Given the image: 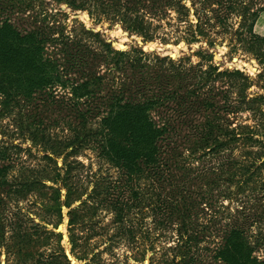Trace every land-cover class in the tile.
I'll return each mask as SVG.
<instances>
[{"label":"trees","instance_id":"obj_1","mask_svg":"<svg viewBox=\"0 0 264 264\" xmlns=\"http://www.w3.org/2000/svg\"><path fill=\"white\" fill-rule=\"evenodd\" d=\"M22 1L0 0V32L15 33L14 39L0 34V116L8 117L0 129L29 140L23 146L0 138L6 264L66 259L56 231L64 208L70 253L82 264H104L102 252L118 257L119 240L130 249L120 257L134 264H143L147 251L148 264H204L207 253L223 264H264L251 256L264 246V180L250 184L264 172V94L251 92L257 83L249 74L220 69L209 51L228 38L231 50L264 66V35L253 30L264 5L46 0L47 11ZM63 3L95 20L119 22L143 41L167 42L176 33L195 45L190 54L201 61L115 49L60 10ZM171 12L180 29L160 34V21ZM19 13L28 25L23 35L11 18ZM21 61L26 65L19 68ZM258 78L264 82V69ZM240 116L245 123L235 124ZM85 150L118 172L93 170L78 159ZM242 192L251 211L222 203ZM5 195L14 200L9 216ZM19 195L32 197L23 211ZM103 210L113 214L109 224L96 217ZM96 235L101 239L93 240ZM37 242L45 246L41 257L30 253ZM101 242L106 246L96 251Z\"/></svg>","mask_w":264,"mask_h":264},{"label":"rangeland","instance_id":"obj_2","mask_svg":"<svg viewBox=\"0 0 264 264\" xmlns=\"http://www.w3.org/2000/svg\"><path fill=\"white\" fill-rule=\"evenodd\" d=\"M36 1V4L39 5L38 9H43V10H47L46 6L44 5V2L46 0H34ZM50 2V0H47ZM21 4L23 3L22 0H20ZM26 2V1H25ZM187 5L191 4V0H186ZM257 5L262 6L264 5V0H256ZM50 7V6H49ZM52 8H54V10H58V6L57 5H53ZM60 10H64L66 11L69 15L70 18L73 19H77L79 20L84 26L85 29L91 30L93 32H99L102 34V37L110 42L112 44V46L115 49H122V50H129L132 47L134 48H141L143 50H147V51H155L161 55H167L172 59H179L180 57H187L188 59H190L192 57V61L193 62H200L201 58L199 55H193L191 56V52L195 50V45H189L188 43H186L182 38L176 36V33H172L169 36L171 37V39L167 42L161 41L159 39L156 40H146L143 41L141 39L140 36H138L137 34H130L128 31L124 30L121 26V24L119 22H114L112 24H110V22L104 20V19H100V20H95L94 18H91L90 15L88 14V12L86 10H76V11H71V9L69 7H67L66 4H61V9ZM48 11V10H47ZM74 14H78V17H74ZM87 15L89 16V19L87 18ZM6 16V15H4ZM12 21L14 23H16L17 27H18V31L19 33H21L23 35V32L25 33V29L27 28V22L26 20L23 19L21 13H19L18 15H14V17H11ZM66 23V21H64ZM235 22V21H234ZM161 27L157 28V31H159L160 34H165V32H169L171 29L174 30L175 28L178 30L180 29V25L176 22V20L174 19V13L171 12L169 15H167V17L165 19H163L162 21H160ZM67 25L69 27H75V28H79V25H73V23L69 22L67 23ZM3 27V24L0 23V28ZM238 28L237 27V23L235 22L233 25V28ZM24 30V31H23ZM254 33L259 35V36H263L264 35V12H259L256 22L254 24L253 27ZM7 31V32H6ZM5 32V33H4ZM3 34L5 37H9L11 39L15 38V33L10 30H7L5 28L1 29L0 34ZM20 34V35H21ZM169 34V33H168ZM165 36V35H163ZM20 38V37H19ZM184 43L183 45H181V43ZM166 44H172L173 45V51L175 52L176 50V56L175 57H171L170 54V50L168 51H162L161 48L163 46H165ZM228 38H225V40L221 43V44H216L214 47L209 48V51L211 52L212 55V61L216 64H218L220 66V69H240L241 71L249 74L250 76H252L257 84H253L251 89V92L253 93H259V94H264V89H262L260 87V85L264 84L263 80L258 78V74H260V72H262V70L264 69V66L260 65L255 58H253L251 56L250 53L248 52H244L241 49H237V50H231L230 47L228 46ZM151 46V47H150ZM155 46V47H154ZM158 46V47H157ZM150 48H154V50H151ZM158 48V49H157ZM240 48V47H239ZM217 50V53L219 54V58L218 60H214L213 59V52ZM236 59L235 61H233V59ZM18 67L21 68L23 66L26 65L25 62H19L18 63ZM1 90H0V107L1 104L3 102V97L1 95ZM243 117L240 116L237 121H235V124L238 123H245L242 122L241 119ZM3 122V123H2ZM4 123H8V117L7 116H0V125L3 126ZM4 128V126H3ZM53 128V127H51ZM57 132H60L59 127L58 129H56ZM0 138H2L3 140H14L17 143H21V145L26 146L29 143V140L25 141V143L23 142V140L21 138H19L16 135H12L7 137V135H2L1 133V129H0ZM85 155H80L78 156V159L81 160L82 162H84L85 164L91 163L93 170L101 169L102 171H104L107 175H111L114 176L118 171L114 166H111L110 164H106L105 162L100 161V159L95 156V153L91 152L90 150H85ZM234 155L235 156H239L240 155V150H234ZM264 158V157H263ZM264 180V172H261L259 175H257L256 177H254V181L255 182H250V184H254L256 186H258V184L262 183ZM64 193V190L62 191ZM245 192L240 193V195H238V197L234 198V202H228L227 200L223 201L222 203L225 205H228L231 209H235L238 208L240 209L242 206H245L249 211H251V208L248 207L247 205V197H246ZM4 198L6 199V201L8 202L7 205V211L5 213V215H8L13 211V199H9V195H5ZM31 199L32 197H29V195L23 197L21 195H19L17 197L18 199V206L22 208V211L28 206V199ZM244 202V203H243ZM79 202H76V204H78ZM241 203H243V205H241ZM12 205V206H11ZM68 208H64L63 209V222L62 224L56 229V231L61 232L62 234V239H61V244L64 248V253L66 254V259H61L57 264H82L83 261L78 260L77 258H75L71 253H70V244L68 241V235H67V221H68V217H67V212ZM103 210V211H98L96 214L98 217L99 215L101 216L100 219V224H109L113 214L110 212ZM255 226V225H254ZM254 228V227H253ZM101 237L96 235L93 237V240H100ZM5 244H0V264H6V259L8 257V255H6L5 251ZM159 244L156 243V246H158ZM106 246L105 243H99L98 248L95 249L97 250H102L104 247ZM45 246H42L40 243H35L33 244V246L30 249V253H32V255H34L35 257H41L43 255L42 251L44 250ZM26 250V249H25ZM129 251V247H126L124 241H120L119 243L115 246L114 248V252L115 254L118 255V257H113L110 256L107 252H102L101 253V258H102V262L104 264H134V261L132 259L126 261L125 259H123L122 257H120V255L124 254V251ZM151 252L147 251L146 255H145V260L143 261V264H148V257L150 256ZM253 258H255L256 260H264V246H260L259 249L255 250L252 255ZM204 264H223L220 261H216L214 259H212L210 257V255L207 253L206 257L203 258ZM25 264H34L32 262V259L29 258L28 260H26Z\"/></svg>","mask_w":264,"mask_h":264},{"label":"water","instance_id":"obj_3","mask_svg":"<svg viewBox=\"0 0 264 264\" xmlns=\"http://www.w3.org/2000/svg\"><path fill=\"white\" fill-rule=\"evenodd\" d=\"M78 14H74V17H78ZM87 18L89 19V16L87 15ZM184 43L182 42L181 45H183ZM151 50H154V48H150ZM162 51H168L170 50V56L171 57H175L176 53L173 51V45L172 44H166L165 46H163L161 48ZM213 59L214 60H218L219 58V54L217 53V50L213 52ZM236 59L234 58L233 61H235Z\"/></svg>","mask_w":264,"mask_h":264},{"label":"bare ground","instance_id":"obj_4","mask_svg":"<svg viewBox=\"0 0 264 264\" xmlns=\"http://www.w3.org/2000/svg\"><path fill=\"white\" fill-rule=\"evenodd\" d=\"M150 47H151V46H150ZM154 47H155V46H154ZM157 47H158V46H157ZM157 49H158V48H157ZM176 51H177V50H176ZM176 51H175V52H176ZM169 52H170V51H169Z\"/></svg>","mask_w":264,"mask_h":264}]
</instances>
